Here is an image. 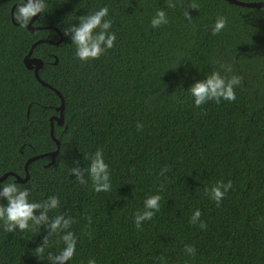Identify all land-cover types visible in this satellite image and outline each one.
Masks as SVG:
<instances>
[{"label": "trees", "instance_id": "trees-1", "mask_svg": "<svg viewBox=\"0 0 264 264\" xmlns=\"http://www.w3.org/2000/svg\"><path fill=\"white\" fill-rule=\"evenodd\" d=\"M13 2L0 0V176H24L30 156L56 148L50 118L60 104L23 63L35 40L59 34L12 21ZM46 2L32 25L55 26L63 38L38 43L32 56L41 61L40 78L64 98L63 123L53 121L59 151L50 166L49 156L30 162L28 180L17 183L29 188L31 201L55 195L59 202L48 220L29 221L27 229L0 227V264H264V8L226 0H171V7L169 0ZM104 6L113 45L81 61L70 29ZM158 9L168 22L153 28ZM220 16L225 27L213 34ZM212 70L240 78L235 98L196 106L188 87ZM97 149L109 167L107 191H93L85 170ZM228 181L217 204L211 188ZM154 193L159 208L136 228L134 214ZM195 209L201 215L190 223ZM57 214L70 222L49 235ZM69 228L73 256L50 261L46 253L58 251ZM42 243L45 254L37 257Z\"/></svg>", "mask_w": 264, "mask_h": 264}, {"label": "clouds", "instance_id": "clouds-1", "mask_svg": "<svg viewBox=\"0 0 264 264\" xmlns=\"http://www.w3.org/2000/svg\"><path fill=\"white\" fill-rule=\"evenodd\" d=\"M13 18L21 26H26L33 16L44 13L47 8L46 0H14ZM169 6H173L169 0ZM192 6H195L194 4ZM108 14L106 6L99 7L97 10L84 14L79 18V22L73 25L71 31V42L75 45V56L85 61L88 58H94L100 55L105 48H110L115 40V35L110 28V21L105 17ZM187 15V13L185 14ZM168 22L164 10L158 9L150 19V24L153 28L166 24ZM225 27V18L217 17L212 26V33L216 34ZM94 29H99L93 32ZM67 34V33H65ZM221 68L225 72L231 71V65L225 66L221 64ZM240 78L236 75L226 79L219 71L212 70L205 75L202 80L194 81L188 87V91L193 97V104L200 106L208 100L219 102L221 99L233 100L235 98L234 86L239 85ZM137 127H140L139 123ZM108 164L105 162L102 150L97 149L91 156L88 157V163L85 166L89 178L92 182L93 191H107L109 189V173ZM76 172L77 169H70ZM81 183L83 179L79 178ZM231 187V181L227 183H219L211 188V198L219 204L227 190ZM0 197H3L4 203H0V227L5 231H11L13 225L18 229L24 230L29 227V221L33 224H38L41 221L48 220V210L58 207V197L55 195L48 196L44 201H31L29 199V188L21 186L14 180L7 182L0 181ZM160 195L154 193L144 198L142 212H136L133 217V223L136 228L141 227V221L150 219L153 211L159 208ZM43 207V211L39 214L34 212L35 209ZM201 212L195 209L189 219L190 223H194L199 218ZM69 218L60 214L55 215L49 222L48 227L51 233L62 225L67 227ZM201 227L204 226L201 222ZM59 240L62 246L56 251L47 252L46 256L50 261H68L74 254L76 246V236L69 228L67 231L59 235ZM47 244L42 243L36 246L34 254L37 257H42L45 254ZM195 249L191 245L184 246V252L187 255H192ZM87 264H96L94 258H89Z\"/></svg>", "mask_w": 264, "mask_h": 264}, {"label": "water", "instance_id": "water-1", "mask_svg": "<svg viewBox=\"0 0 264 264\" xmlns=\"http://www.w3.org/2000/svg\"><path fill=\"white\" fill-rule=\"evenodd\" d=\"M226 1L229 2V3L235 4V5H239V6L263 7L264 8V2H262V1H243V0H226ZM13 7H14V5L12 6L11 12H10L12 21H14V19H13ZM36 16H37V14L35 16H33L31 18V20L28 22V24L26 25V27L30 31H33V30L39 29V28H51V29L56 30L58 32V34H59V39L56 40V41H53V40H50V39H47V38H39V39L35 40L31 44L28 52L23 57V63L25 64L26 68L33 70V74H34L35 78L43 86H46V87L52 89L54 92H56V94L60 98V104L56 107V110L59 111V114L58 115H53L50 118V125H51L50 135H51L52 139L55 141L56 148L54 150H52V151L39 153V154H35L33 156H30L24 163V171H25V175L24 176H20L19 174H17L16 172H13V171H6L0 176V181H3L8 175L14 176L16 182L23 183V182L27 181L28 178H29L28 165H29L30 162H32V161H34V160H36L38 158L44 157V156H49L50 157V161L48 163H46L45 166H50L51 164L54 163L55 157H56V155H57V153L59 151V141L56 138V136L53 134V121H56V123L59 124V125L63 123L64 98H63V96H62V94L60 93L59 90H57L55 87L50 85L48 82H46V81H44L43 79L40 78L39 73H38V69L41 66V61H40L39 58H36V57L32 56V50H33L35 45H37L38 43H41V42L57 44V43H59L62 40L63 36H62V33L60 32V30L57 27H55V26H52V25L34 26V25H32V22L35 20ZM56 61H57V57L55 56V61L54 62H56Z\"/></svg>", "mask_w": 264, "mask_h": 264}]
</instances>
